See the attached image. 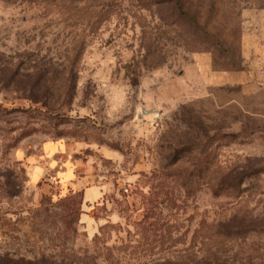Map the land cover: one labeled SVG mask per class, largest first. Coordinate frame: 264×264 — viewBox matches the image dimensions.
I'll return each mask as SVG.
<instances>
[{"label":"rangeland","instance_id":"374dc122","mask_svg":"<svg viewBox=\"0 0 264 264\" xmlns=\"http://www.w3.org/2000/svg\"><path fill=\"white\" fill-rule=\"evenodd\" d=\"M0 264H264V0H0Z\"/></svg>","mask_w":264,"mask_h":264},{"label":"crops","instance_id":"0c3cea01","mask_svg":"<svg viewBox=\"0 0 264 264\" xmlns=\"http://www.w3.org/2000/svg\"><path fill=\"white\" fill-rule=\"evenodd\" d=\"M101 184H96V185H91L88 187H84L82 190V197L84 200V204L86 205H91L90 202L92 203V205L94 203H97L98 200L101 198V196L96 195V194H91V192L96 189V188H100ZM100 192L102 193V191L100 190ZM87 196H86V195ZM86 196V197H85Z\"/></svg>","mask_w":264,"mask_h":264}]
</instances>
